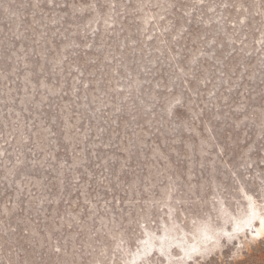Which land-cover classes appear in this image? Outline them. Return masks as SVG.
I'll return each instance as SVG.
<instances>
[{
    "label": "rangeland",
    "instance_id": "obj_1",
    "mask_svg": "<svg viewBox=\"0 0 264 264\" xmlns=\"http://www.w3.org/2000/svg\"><path fill=\"white\" fill-rule=\"evenodd\" d=\"M0 264H264V0H0Z\"/></svg>",
    "mask_w": 264,
    "mask_h": 264
}]
</instances>
